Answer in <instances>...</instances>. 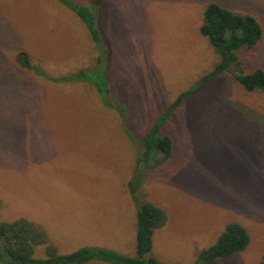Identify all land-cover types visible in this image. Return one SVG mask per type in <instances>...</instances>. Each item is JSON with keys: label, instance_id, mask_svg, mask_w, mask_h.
<instances>
[{"label": "rangeland", "instance_id": "374dc122", "mask_svg": "<svg viewBox=\"0 0 264 264\" xmlns=\"http://www.w3.org/2000/svg\"><path fill=\"white\" fill-rule=\"evenodd\" d=\"M71 1L97 14L114 97L106 102L87 81L52 80L96 66L98 49L73 11L58 0H0V221L43 227L60 254L94 246L134 257L137 205L128 183L137 151L117 101L143 137L219 62L199 31L206 6L250 11L264 26V0ZM20 52L46 76L22 68ZM259 53L264 66V45ZM242 61L248 71L257 65ZM165 131L172 157L147 172L139 193L168 215L151 255L194 264L238 223L249 247L211 264H264V94L218 75Z\"/></svg>", "mask_w": 264, "mask_h": 264}, {"label": "trees", "instance_id": "16d2710c", "mask_svg": "<svg viewBox=\"0 0 264 264\" xmlns=\"http://www.w3.org/2000/svg\"><path fill=\"white\" fill-rule=\"evenodd\" d=\"M58 1L73 11L85 24L99 56L92 71L80 70L52 80L90 82L106 102L108 99L112 101L114 96L105 67L107 49L97 27V14L71 0ZM199 31L219 55V62L212 71L201 77L188 90L180 93L156 118L143 137H138L132 130L128 107L117 101L122 112L127 109L126 113H121L122 124L128 139L137 151L134 170L128 183L132 199L137 205L136 255L130 257L113 249L94 246L60 254L56 246L49 243L43 227L26 219H19L14 222L0 221V264H97L94 262L166 264L154 258L151 252L154 234L166 227L168 215L162 208L142 200L139 195L147 172L159 168L172 157L173 141L165 128L178 118L194 93L208 85L218 75H230L247 93L264 94V66L259 53L261 46L264 45V26L258 16L250 11L227 7L214 1L206 6ZM243 56L254 57L257 65L250 66L251 69L248 71L246 69L248 65L245 66L242 61ZM17 63L24 69L46 76L35 67L26 52L18 54ZM250 243L251 236L247 229L238 223H230L213 245L200 252L194 264H211L220 259H230L244 252ZM38 247L44 248V257L36 256Z\"/></svg>", "mask_w": 264, "mask_h": 264}, {"label": "water", "instance_id": "95a60500", "mask_svg": "<svg viewBox=\"0 0 264 264\" xmlns=\"http://www.w3.org/2000/svg\"><path fill=\"white\" fill-rule=\"evenodd\" d=\"M95 4H96V5H99V2H96Z\"/></svg>", "mask_w": 264, "mask_h": 264}]
</instances>
